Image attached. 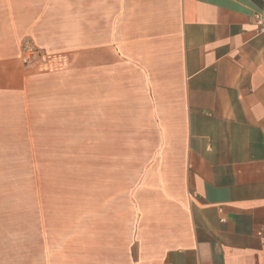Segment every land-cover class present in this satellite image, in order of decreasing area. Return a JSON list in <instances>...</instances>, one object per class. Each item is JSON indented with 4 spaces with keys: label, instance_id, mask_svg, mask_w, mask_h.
Returning <instances> with one entry per match:
<instances>
[{
    "label": "crops",
    "instance_id": "1",
    "mask_svg": "<svg viewBox=\"0 0 264 264\" xmlns=\"http://www.w3.org/2000/svg\"><path fill=\"white\" fill-rule=\"evenodd\" d=\"M257 16L264 0H0V167L23 165L25 127L78 112L95 151L154 154L131 264H264ZM25 40L63 60L25 67Z\"/></svg>",
    "mask_w": 264,
    "mask_h": 264
},
{
    "label": "rangeland",
    "instance_id": "2",
    "mask_svg": "<svg viewBox=\"0 0 264 264\" xmlns=\"http://www.w3.org/2000/svg\"><path fill=\"white\" fill-rule=\"evenodd\" d=\"M67 115L54 135L25 127L23 165L0 167L1 251L21 264H131L154 154L131 153L128 165L126 152H97L78 112Z\"/></svg>",
    "mask_w": 264,
    "mask_h": 264
},
{
    "label": "built area",
    "instance_id": "3",
    "mask_svg": "<svg viewBox=\"0 0 264 264\" xmlns=\"http://www.w3.org/2000/svg\"><path fill=\"white\" fill-rule=\"evenodd\" d=\"M257 23L262 26L260 32H264V26L259 16H257ZM62 60L63 56L61 54L42 50L36 47L31 41L25 42L22 46V62L27 68L36 69L45 66L46 69H49V67L60 63Z\"/></svg>",
    "mask_w": 264,
    "mask_h": 264
}]
</instances>
